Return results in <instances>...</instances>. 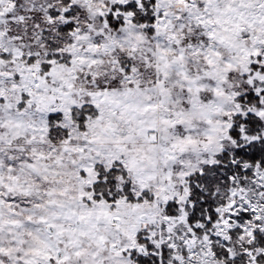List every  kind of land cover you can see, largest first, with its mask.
I'll list each match as a JSON object with an SVG mask.
<instances>
[{
	"label": "snow or ice",
	"instance_id": "snow-or-ice-1",
	"mask_svg": "<svg viewBox=\"0 0 264 264\" xmlns=\"http://www.w3.org/2000/svg\"><path fill=\"white\" fill-rule=\"evenodd\" d=\"M0 264H264V0H0Z\"/></svg>",
	"mask_w": 264,
	"mask_h": 264
}]
</instances>
